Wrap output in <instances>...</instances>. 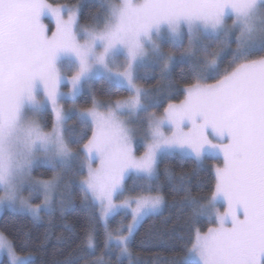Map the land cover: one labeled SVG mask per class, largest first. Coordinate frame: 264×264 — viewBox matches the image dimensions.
I'll return each mask as SVG.
<instances>
[{"label": "snow or ice", "instance_id": "obj_1", "mask_svg": "<svg viewBox=\"0 0 264 264\" xmlns=\"http://www.w3.org/2000/svg\"><path fill=\"white\" fill-rule=\"evenodd\" d=\"M99 8L103 16L81 27L79 6L67 9L65 21L64 6L46 0H0V209L40 222L63 214L69 200L56 194L76 183L85 207L99 209L104 248L116 250L119 261L131 257L138 228L166 206L160 188L150 183L158 179V158L191 155L200 162L215 152L223 165L215 169L210 197L194 195L185 175L173 187L182 197L173 207L214 226L191 229L184 254L171 264H264V0H103ZM48 14L57 17L51 35L42 23ZM121 56L124 62L117 64ZM177 59L190 65L192 82L179 104L169 103L157 115L149 111L151 94L137 87L135 72L150 61L164 80ZM98 75L126 83L130 98L103 104L93 95L91 107L74 105L82 129L91 132L77 137L59 107L60 84L68 81L74 102ZM45 104L54 117L50 132L39 119ZM142 113L147 144L137 157L129 125ZM38 166L53 175L34 178ZM68 174L72 179L65 183ZM129 174L149 184L121 200ZM218 201L227 205L223 213ZM121 213L130 222L109 231L110 218ZM83 239L94 252L91 223ZM0 251L10 264H31V256L18 255L15 240L3 233Z\"/></svg>", "mask_w": 264, "mask_h": 264}, {"label": "trees", "instance_id": "obj_2", "mask_svg": "<svg viewBox=\"0 0 264 264\" xmlns=\"http://www.w3.org/2000/svg\"><path fill=\"white\" fill-rule=\"evenodd\" d=\"M103 0H46V3L55 6H79V24H94L91 19L95 16H103L99 4ZM186 43V40H185ZM235 45H233L234 47ZM226 55V53H225ZM227 67V58L222 66ZM192 82V71L187 61H179L171 66L168 78L161 80L158 68L150 70L146 67L140 68L137 75V83L151 90V93L161 103L157 115H161L169 103L181 102L184 97L185 87ZM209 82H212L211 80ZM95 91L100 94H110L113 99H122L128 93L122 87L101 80L94 86ZM160 93L156 95V92ZM83 93L78 98L82 106L91 107L92 100L87 99ZM80 106V107H82ZM83 108V107H82ZM48 123L45 130L52 128V115L47 113ZM68 128L77 136L83 134L91 135L90 131L82 129L77 116L72 115L67 121ZM86 142V140L84 141ZM80 146H74L77 150ZM220 160L207 159L196 162L192 157L181 155L163 156L157 165L158 179L151 181L153 187H159L164 195L166 206L161 215L145 220L138 228L130 242V251L134 264H171L173 259H179L184 253V241L190 235V230L199 228L206 231L213 226L207 217L193 220L187 211H181L173 207L174 203L182 197L173 191L175 184L180 182L182 175L186 176L185 183L190 179V187L194 195L198 197H210L215 184V169L220 167ZM171 174V179L169 177ZM195 173V174H194ZM34 174L38 178L48 179L53 173L50 169L37 168ZM67 183L66 180H64ZM149 182L141 177L132 176L125 183V195L138 196L148 186ZM63 193L69 200L63 214L56 212L52 217H45L40 222H34L30 216L20 215L12 211H6L0 217V233L6 234L14 239L17 246V254L31 256V264H98V258L103 257V264H130L129 260L120 258L117 261L118 252L113 250L106 252L104 248L105 227L99 219V209L85 207L82 193L78 184H70L66 190L57 192L58 196ZM220 209L224 201H218ZM131 220L130 215L119 214L109 220L108 230H115L126 225ZM95 228L96 240L95 251L90 250L84 244L85 229L89 224ZM47 236V238H45ZM21 243L26 246L20 250ZM0 264H9L6 260Z\"/></svg>", "mask_w": 264, "mask_h": 264}, {"label": "rangeland", "instance_id": "obj_3", "mask_svg": "<svg viewBox=\"0 0 264 264\" xmlns=\"http://www.w3.org/2000/svg\"><path fill=\"white\" fill-rule=\"evenodd\" d=\"M56 7H59V6H55L54 8ZM70 8H73V7H69V6H64V13H62V16H63V19L66 21L67 20V9H70ZM79 22V21H78ZM42 23L45 25V27L49 30V35H51L52 32H55L56 29H57V17L51 15V14H48V15H45L44 17H42ZM226 23L230 26L231 25V19L229 18ZM81 26V25H80ZM82 27V26H81ZM169 41L167 39H165L163 41V44L165 46V48H167V45H168ZM180 60L177 59L172 65L176 64L177 62H179ZM124 62V58L121 56V57H118L116 63L117 64H123ZM61 68L63 69V62H61ZM142 67H146L150 70H153L154 68L156 69L157 67L155 65H153L150 61H145L142 65H139L137 67V70L135 72V77H136V84H137V87H140L144 90H146L147 92H149L151 95L147 98L148 101H150L152 103V107L149 109V111L151 112H157L158 108H160V104L159 102H157V99L154 97V95L151 93V90L148 89V88H144L142 86H140L138 83H137V75H138V71L140 70V68ZM62 75L64 76H68V73L66 71H63L61 72ZM101 80H105L113 85H116V86H119V87H122L123 89H125L128 93V96L126 98H122V99H113V96L110 95V94H104V93H101L98 94L95 89H94V86L96 83H98L99 81ZM59 91L60 93L62 94L61 97H60V103H59V107L62 108L64 110V112L67 114V121L68 119L72 116V115H78L77 112L75 111H72L73 109V106L75 105L76 108L80 109V110H83L84 108H87L84 106H82L84 104V102H82L81 104L78 102V98L83 95V93H86L87 94V99L90 98L91 100L93 99V95L95 96V99L99 102V103H103V104H108V103H112V104H115V102L117 100H127L130 98V90L128 89V86L126 85V83H123L121 81H118V80H108L106 79L105 76L103 75H98V76H95L92 81H91V85H90V88L88 86L84 87L79 93H77V95L75 96V100L73 102V99L72 97H70L69 93L71 92V85L68 83L67 80L63 81L61 84H60V88H59ZM160 93L159 92H156V95H158ZM180 102H177V103H173V104H179ZM82 106V107H80ZM100 111H105V109L101 108L99 109ZM50 112L51 115H52V112H51V106L49 104H45V107L43 109V112H42V115L41 117L39 118L41 120V123L43 124L44 126V131L45 132H50L52 130H49V131H46L45 130V126L46 124L48 123V120H47V113ZM164 112V111H163ZM163 114V113H162ZM161 114V115H162ZM144 119H145V114H141L140 118L139 119H136L135 117L132 118V122L130 123V127L133 129V131L135 132V136L133 138V143H132V148H133V153L134 155H136L137 157L139 156H142L144 154V151H145V148H146V144H147V141L144 139V128H143V124H144ZM52 122H54V117L52 115ZM166 134H169L170 133H166ZM179 155V154H177ZM166 156V155H164ZM184 156H187V157H191V155H184ZM163 156L159 157L158 158V162L159 160L162 158ZM207 159H211V160H220L222 162V165H223V157L218 154V153H215V152H209L207 153L203 159L200 161V162H203ZM222 165L220 167H222ZM37 168H45V169H49L47 167H44V166H38L34 169V171L37 169ZM86 171V169H85ZM215 172V171H214ZM33 175H34V178H37L39 179L38 177L35 176L34 172H33ZM132 176H136L135 174H129L124 182V188H125V183L126 181L132 177ZM72 179V176L71 174H68L64 177V180H66L67 182L69 180ZM63 190H65L63 188ZM0 195H2V193H0ZM25 195L27 196V192L25 193ZM57 195V194H56ZM59 197V196H58ZM134 196H128V195H125L122 196L120 199L123 200V199H128V198H132ZM39 202V201H37ZM117 203H119L120 201L117 200L116 201ZM221 203H217V208L218 210L223 213L226 208H227V205L225 204V202L222 204L225 208L224 209H220L219 205ZM165 209V208H164ZM163 209V211H164ZM6 211H11L10 209H8L7 207L3 208V209H0V217L2 216V214ZM13 212V211H12ZM119 215V214H117ZM115 215V216H117ZM113 216V217H115ZM111 217V218H113ZM110 218V219H111ZM103 223V222H102ZM214 226V224H213ZM132 240V239H131ZM122 259H126V260H129V262H131V264H134V260H133V257L131 255V257H127V256H124V257H121ZM6 260L9 264H10V259L9 257L7 256L6 252H3V251H0V263L2 261ZM31 260H32V257H31Z\"/></svg>", "mask_w": 264, "mask_h": 264}]
</instances>
